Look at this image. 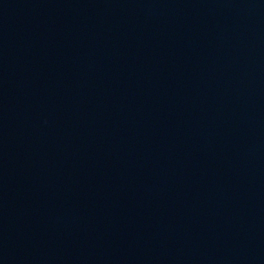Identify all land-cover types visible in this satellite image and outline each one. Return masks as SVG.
<instances>
[{
	"label": "water",
	"instance_id": "water-1",
	"mask_svg": "<svg viewBox=\"0 0 264 264\" xmlns=\"http://www.w3.org/2000/svg\"><path fill=\"white\" fill-rule=\"evenodd\" d=\"M0 264H264V0H0Z\"/></svg>",
	"mask_w": 264,
	"mask_h": 264
}]
</instances>
